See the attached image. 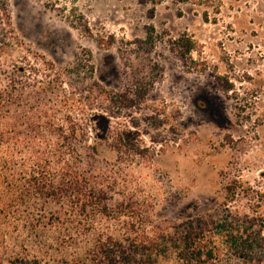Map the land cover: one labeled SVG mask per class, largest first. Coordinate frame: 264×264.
I'll list each match as a JSON object with an SVG mask.
<instances>
[{
	"label": "rangeland",
	"instance_id": "rangeland-1",
	"mask_svg": "<svg viewBox=\"0 0 264 264\" xmlns=\"http://www.w3.org/2000/svg\"><path fill=\"white\" fill-rule=\"evenodd\" d=\"M17 65L83 135L76 167L101 193L82 213L68 191L16 205L8 254L58 263L132 216L264 231V0H0V70Z\"/></svg>",
	"mask_w": 264,
	"mask_h": 264
},
{
	"label": "trees",
	"instance_id": "trees-1",
	"mask_svg": "<svg viewBox=\"0 0 264 264\" xmlns=\"http://www.w3.org/2000/svg\"><path fill=\"white\" fill-rule=\"evenodd\" d=\"M148 1L156 5L164 0ZM24 75L18 65L0 70V264H264L262 220L250 216L238 220L207 216L149 229H139L132 216L131 221H122L120 234L103 237L97 233L83 254H68L58 263L41 261L37 253L25 250L8 254L5 243L13 235L7 229L17 227L16 205L35 196L59 197L68 191L80 201L82 213L87 188L94 198L101 193L85 186L86 173L76 167V142L83 135L69 115L63 119L64 125L56 122V105L37 98L48 92L26 86ZM57 81L61 83V74L48 84ZM93 204L97 214L107 216L104 203ZM124 215L129 217L124 213L109 217Z\"/></svg>",
	"mask_w": 264,
	"mask_h": 264
}]
</instances>
